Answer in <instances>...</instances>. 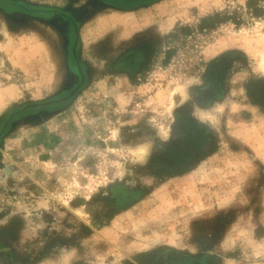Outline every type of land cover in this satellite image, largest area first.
Returning <instances> with one entry per match:
<instances>
[{
  "label": "rangeland",
  "instance_id": "rangeland-1",
  "mask_svg": "<svg viewBox=\"0 0 264 264\" xmlns=\"http://www.w3.org/2000/svg\"><path fill=\"white\" fill-rule=\"evenodd\" d=\"M263 94L264 0H0V264H264Z\"/></svg>",
  "mask_w": 264,
  "mask_h": 264
},
{
  "label": "trees",
  "instance_id": "trees-1",
  "mask_svg": "<svg viewBox=\"0 0 264 264\" xmlns=\"http://www.w3.org/2000/svg\"><path fill=\"white\" fill-rule=\"evenodd\" d=\"M256 96H261L260 94H256ZM262 96H264V94L262 95ZM254 101L256 102V103H258V104H261V102H260V98L259 99H254ZM264 104V103H263ZM262 104V105H263Z\"/></svg>",
  "mask_w": 264,
  "mask_h": 264
}]
</instances>
